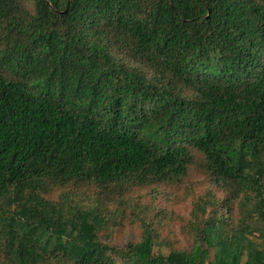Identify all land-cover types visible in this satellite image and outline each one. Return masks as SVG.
Segmentation results:
<instances>
[{
	"label": "trees",
	"instance_id": "16d2710c",
	"mask_svg": "<svg viewBox=\"0 0 264 264\" xmlns=\"http://www.w3.org/2000/svg\"><path fill=\"white\" fill-rule=\"evenodd\" d=\"M0 264H264V0H0Z\"/></svg>",
	"mask_w": 264,
	"mask_h": 264
},
{
	"label": "rangeland",
	"instance_id": "374dc122",
	"mask_svg": "<svg viewBox=\"0 0 264 264\" xmlns=\"http://www.w3.org/2000/svg\"><path fill=\"white\" fill-rule=\"evenodd\" d=\"M203 177L200 174V171L195 170L192 172V175L190 176L191 183H187L188 185H193V187H196L198 191H207L209 192V189L215 190L216 186L214 183L211 182H204L201 184V181H203ZM143 194V200L146 202H151V201H156L155 203L158 208L169 210L172 212V209L176 210V220L173 221H168L167 219H163L161 217H155L154 213V221H160L162 220L165 224L169 225L170 230H168L169 235L172 236V238L180 239L179 241H175L176 244L180 243L183 239L185 240V243H189L184 236L181 234V229H182V223H181V218L185 215L188 214L189 212V203H172L170 201V197L175 199L176 194L183 195L184 191L181 189L180 191H175L171 187H165V186H159L155 188H151ZM177 201V200H174ZM185 209V211H184ZM187 209V211H186ZM186 212V213H185ZM152 217L151 215L148 214V218ZM140 224V222H139ZM164 235L167 234V231L163 232ZM140 236V226L137 225H130L129 228L124 232V235L116 237L117 239L114 240V243L116 246L125 248L128 246L129 242L131 240H137ZM183 243V244H185ZM167 252V251H166Z\"/></svg>",
	"mask_w": 264,
	"mask_h": 264
}]
</instances>
